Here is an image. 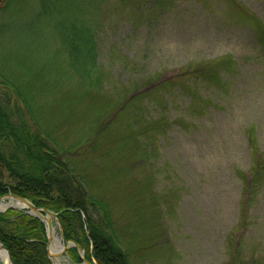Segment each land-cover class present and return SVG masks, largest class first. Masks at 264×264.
<instances>
[{"label":"rangeland","instance_id":"rangeland-1","mask_svg":"<svg viewBox=\"0 0 264 264\" xmlns=\"http://www.w3.org/2000/svg\"><path fill=\"white\" fill-rule=\"evenodd\" d=\"M3 3L0 75L69 148L128 264H264V0Z\"/></svg>","mask_w":264,"mask_h":264},{"label":"trees","instance_id":"trees-1","mask_svg":"<svg viewBox=\"0 0 264 264\" xmlns=\"http://www.w3.org/2000/svg\"><path fill=\"white\" fill-rule=\"evenodd\" d=\"M9 2L4 0L2 7ZM45 2L40 0L38 15L50 12L44 9ZM74 35L83 47L84 64L79 76L84 83L95 82L92 26ZM1 83L11 86L21 103L15 102L16 97L12 106L8 98L6 104L0 102V195L19 194L38 207L55 211L63 240L73 239L79 246L66 249L70 261L81 262L83 251L87 259L97 264H128L108 207L86 190L82 176L67 157L72 155L69 148L56 144L28 102L32 96L21 90L16 79L1 72ZM22 109L23 115L17 113ZM0 242L10 253L12 264H54L46 251L45 222L24 208L8 206L0 210Z\"/></svg>","mask_w":264,"mask_h":264},{"label":"water","instance_id":"water-1","mask_svg":"<svg viewBox=\"0 0 264 264\" xmlns=\"http://www.w3.org/2000/svg\"><path fill=\"white\" fill-rule=\"evenodd\" d=\"M10 200L11 203L6 204V206H3L2 209L7 208V206H14V207H21L26 208L28 211H30L32 214L36 215L37 217H40L45 222V228L47 230V245H46V251L48 252L49 257L52 259V257H58L61 256L66 250V248L70 245H74L75 247H79L77 242L75 240L66 239L65 243L62 244L61 249L59 252H54L49 250V245L51 242V235H52V227H53V219L57 220V213L53 211L52 209H47L42 206H36L30 199H27L19 194H14L12 192H6V194L0 195V201L2 200ZM58 229H60V234L62 236V229L60 225L58 224ZM0 247L5 250L8 256V260L10 261V264H12L11 255L8 252L7 248L3 243L0 242ZM81 261L84 264H97L95 261H90L87 258L84 257L83 254H81Z\"/></svg>","mask_w":264,"mask_h":264},{"label":"bare ground","instance_id":"bare-ground-1","mask_svg":"<svg viewBox=\"0 0 264 264\" xmlns=\"http://www.w3.org/2000/svg\"><path fill=\"white\" fill-rule=\"evenodd\" d=\"M61 247H62V244L60 243V240H58V238L56 237L55 230L52 227V235H51V242L49 245V250L54 251V252H59ZM64 254L67 255V250L64 252ZM67 257H68V255H67ZM0 261H1V264H10V261L8 260L7 253L1 247H0Z\"/></svg>","mask_w":264,"mask_h":264}]
</instances>
